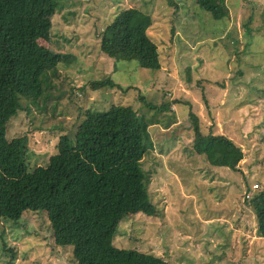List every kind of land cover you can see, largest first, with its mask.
Here are the masks:
<instances>
[{
	"label": "rangeland",
	"instance_id": "rangeland-1",
	"mask_svg": "<svg viewBox=\"0 0 264 264\" xmlns=\"http://www.w3.org/2000/svg\"><path fill=\"white\" fill-rule=\"evenodd\" d=\"M57 1L39 42L70 60L58 64L36 102L22 99L5 129L7 139L26 136L27 166L45 165L86 109L130 105L148 121L151 147L139 164L154 208L122 218L114 233L94 228L95 236L168 264H264L249 203L264 188V0H224L220 20L195 0ZM130 7L151 16L159 69L115 61L99 48L103 28ZM107 77L121 89L90 87ZM190 111L203 133L241 148L236 170L192 150ZM0 264L75 263L68 247L54 243L47 215L25 213L15 223L0 220Z\"/></svg>",
	"mask_w": 264,
	"mask_h": 264
},
{
	"label": "trees",
	"instance_id": "trees-1",
	"mask_svg": "<svg viewBox=\"0 0 264 264\" xmlns=\"http://www.w3.org/2000/svg\"><path fill=\"white\" fill-rule=\"evenodd\" d=\"M195 2L215 20L228 14L224 0ZM57 5V0H0V220L15 223L25 213H45L54 243L68 247L75 264H168L151 253L103 243L93 233L94 228L114 233L122 218L154 208L139 164L151 147L148 121L132 106L86 109L74 133L61 134L47 163L33 168L27 166L26 136H5L22 99L36 102L58 64L70 60L39 42L49 35ZM150 24L151 16L138 8L118 11L101 31V52L159 69L157 45L147 34ZM90 87L121 89L109 77L92 80ZM189 119L192 150L212 166L236 170L241 148L225 135L203 133L191 111ZM249 203L264 237V188Z\"/></svg>",
	"mask_w": 264,
	"mask_h": 264
}]
</instances>
